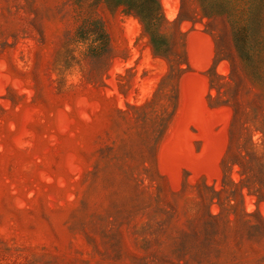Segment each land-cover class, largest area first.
Here are the masks:
<instances>
[{"label":"rangeland","instance_id":"obj_1","mask_svg":"<svg viewBox=\"0 0 264 264\" xmlns=\"http://www.w3.org/2000/svg\"><path fill=\"white\" fill-rule=\"evenodd\" d=\"M118 1L0 0V264H264V0Z\"/></svg>","mask_w":264,"mask_h":264},{"label":"trees","instance_id":"obj_2","mask_svg":"<svg viewBox=\"0 0 264 264\" xmlns=\"http://www.w3.org/2000/svg\"><path fill=\"white\" fill-rule=\"evenodd\" d=\"M119 3L125 4L133 10L140 18L146 29L149 31L152 40L155 42V23L161 18L160 7L156 0H119ZM99 41L98 46L102 45L101 37H96Z\"/></svg>","mask_w":264,"mask_h":264},{"label":"clouds","instance_id":"obj_3","mask_svg":"<svg viewBox=\"0 0 264 264\" xmlns=\"http://www.w3.org/2000/svg\"><path fill=\"white\" fill-rule=\"evenodd\" d=\"M93 40H94V35L90 34L87 41H85V42H77V47H79L80 45H84L85 47L82 48L81 50H86V46L88 44H91L93 42ZM74 55H78V53L74 52Z\"/></svg>","mask_w":264,"mask_h":264}]
</instances>
